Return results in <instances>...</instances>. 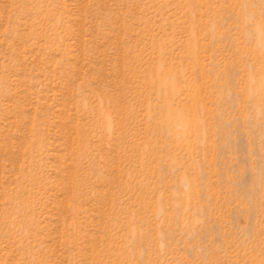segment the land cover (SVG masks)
<instances>
[{"label":"rangeland","instance_id":"obj_1","mask_svg":"<svg viewBox=\"0 0 264 264\" xmlns=\"http://www.w3.org/2000/svg\"><path fill=\"white\" fill-rule=\"evenodd\" d=\"M0 264H264V0H0Z\"/></svg>","mask_w":264,"mask_h":264},{"label":"clouds","instance_id":"obj_2","mask_svg":"<svg viewBox=\"0 0 264 264\" xmlns=\"http://www.w3.org/2000/svg\"><path fill=\"white\" fill-rule=\"evenodd\" d=\"M184 128H185V124L182 121L177 123V125H176V131L177 132L183 131Z\"/></svg>","mask_w":264,"mask_h":264}]
</instances>
